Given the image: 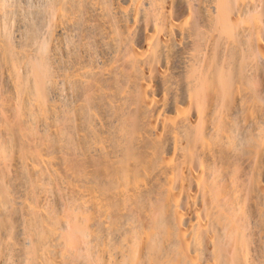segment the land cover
<instances>
[{
    "label": "bare ground",
    "instance_id": "bare-ground-1",
    "mask_svg": "<svg viewBox=\"0 0 264 264\" xmlns=\"http://www.w3.org/2000/svg\"><path fill=\"white\" fill-rule=\"evenodd\" d=\"M0 264H264V0H0Z\"/></svg>",
    "mask_w": 264,
    "mask_h": 264
}]
</instances>
